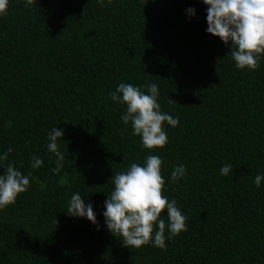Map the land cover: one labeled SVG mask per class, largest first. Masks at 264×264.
Returning a JSON list of instances; mask_svg holds the SVG:
<instances>
[{"label":"trees","instance_id":"1","mask_svg":"<svg viewBox=\"0 0 264 264\" xmlns=\"http://www.w3.org/2000/svg\"><path fill=\"white\" fill-rule=\"evenodd\" d=\"M206 28L202 0H9L0 152L12 147L4 163L31 175L0 210V264H264V181L254 184L264 173V53L256 69L238 70L230 45ZM121 82L158 85L161 109L179 120L164 125L163 148L140 147L120 119L124 107L109 93ZM53 127L64 131L56 173L46 148ZM148 154L162 158L163 194L177 200L187 231L164 249L126 248L106 230L103 205L112 175ZM181 163L187 176L170 181ZM74 192L93 204L99 230L66 213Z\"/></svg>","mask_w":264,"mask_h":264},{"label":"clouds","instance_id":"2","mask_svg":"<svg viewBox=\"0 0 264 264\" xmlns=\"http://www.w3.org/2000/svg\"><path fill=\"white\" fill-rule=\"evenodd\" d=\"M98 2L103 4V0ZM8 3L9 0H0V15L6 13ZM202 3L206 6V32L226 46L230 45L228 55L235 68L256 69L260 54L264 53V0H202ZM187 13L192 17L195 9L189 7ZM142 87L147 90H142ZM109 96L114 103L124 107L120 119L125 126L131 125L132 134L140 139V147L151 151L167 144L164 125L175 127L179 120L161 109L156 83L137 86L121 82L114 91H110ZM63 136L64 131L59 127H53L47 134L46 148L56 158L55 167L51 169L53 173L59 172L65 160V153L59 150L58 144V138ZM12 151L13 148L8 147L0 152V169H3L0 173V210L14 204L30 184V172L23 174L13 163H4ZM42 164L43 160L38 155L30 157L32 169H38ZM162 164L159 155L148 154L143 163L132 162L126 170L116 172L110 178L114 187L104 201V226L113 236L121 237L126 248H140L151 243L164 249L166 240L187 231V217L178 207L177 200L163 194L165 179L161 172ZM230 172L231 164L221 166V175L227 176ZM186 176V166L181 163L173 167L170 181H179ZM262 181L264 173H257L255 186L261 187ZM165 210L167 221L162 216ZM66 213L71 217L87 219L99 230L93 204L86 202L79 192L71 194Z\"/></svg>","mask_w":264,"mask_h":264}]
</instances>
